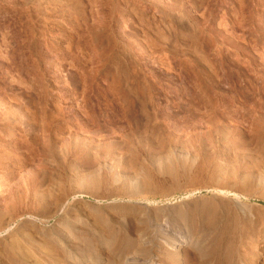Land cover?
Segmentation results:
<instances>
[{
	"label": "rangeland",
	"instance_id": "rangeland-1",
	"mask_svg": "<svg viewBox=\"0 0 264 264\" xmlns=\"http://www.w3.org/2000/svg\"><path fill=\"white\" fill-rule=\"evenodd\" d=\"M0 264H264V0H0Z\"/></svg>",
	"mask_w": 264,
	"mask_h": 264
}]
</instances>
